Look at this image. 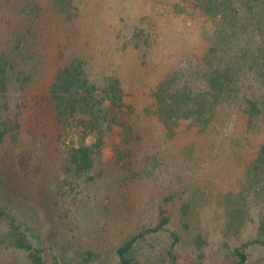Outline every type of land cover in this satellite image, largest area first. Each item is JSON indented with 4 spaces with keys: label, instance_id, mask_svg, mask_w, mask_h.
I'll return each mask as SVG.
<instances>
[{
    "label": "rangeland",
    "instance_id": "374dc122",
    "mask_svg": "<svg viewBox=\"0 0 264 264\" xmlns=\"http://www.w3.org/2000/svg\"><path fill=\"white\" fill-rule=\"evenodd\" d=\"M203 16L175 12V0H0V49L17 60L13 81L0 86V116L12 117L0 143V207L43 264H120L118 249L135 237L132 264H236L238 248L244 264H264V246H245L259 237L263 211L264 177L251 172L264 120L249 130L236 111L215 136L187 121L175 136L155 114L153 93L175 56L190 54L179 67L193 80L183 81L205 84L195 65L209 39ZM73 63L99 89L120 79L124 98L85 173L71 158L83 128L62 126L68 116L51 90ZM10 229L0 218V264H32L9 244Z\"/></svg>",
    "mask_w": 264,
    "mask_h": 264
},
{
    "label": "trees",
    "instance_id": "16d2710c",
    "mask_svg": "<svg viewBox=\"0 0 264 264\" xmlns=\"http://www.w3.org/2000/svg\"><path fill=\"white\" fill-rule=\"evenodd\" d=\"M189 5H192L190 10ZM259 5L263 7L264 0H175V12H186L197 17L199 12L204 15L202 17L204 28L201 33L209 38L204 44L199 41L201 46L197 47L201 49L202 60L196 61L195 65L205 78L202 87L183 81V77L192 79L184 76L185 70L182 71L179 67L182 57H190L186 51L182 56H175L177 57L175 71L167 74L153 93L158 121L168 127L169 131L175 130V136L182 121L189 122L192 128L196 126L200 135L215 136L220 132L219 127H223L231 119V112L236 113V111L244 116L243 119L248 123L247 129L262 130L264 36L258 34ZM135 47L140 50L142 61L146 64L147 55L141 43ZM16 63L15 55L0 49V86L3 89L6 88L8 80H11L10 83L13 81ZM81 68V64L73 63L62 69L51 90L54 91L56 107L60 110L61 117L68 116L60 119L65 123L62 126H70L73 121H77V127L83 128L78 139V147L76 145L72 147L71 158L77 170L85 173L94 167L97 155H100L107 140L108 132L105 131L104 125L110 126V115L114 114V121L118 122L117 114L119 107L124 104V98L120 79L113 77L110 84L99 89L93 84L90 85L87 79L83 80ZM182 82L184 84H181ZM3 102L4 107L8 106L10 101L7 93ZM225 111H227L226 115L222 113ZM7 115L8 113H4L2 116ZM11 121L12 117L2 119L0 116V143L5 142L11 133ZM260 132L262 141L251 172L256 178L264 177V130ZM215 144V141L210 143L211 146ZM262 189L264 190V184ZM261 206L263 211L259 237L246 243L245 246L251 244L264 246V201ZM0 218L8 221L11 227L7 238L10 240L9 244L25 253L32 264H43L41 256L38 255L41 249L33 247L26 232L15 223V217L10 211L0 207ZM162 226L163 223L160 228ZM2 238L1 242L6 240L5 236ZM137 239L138 237H135L127 241L118 249L120 264H132L134 259L132 249ZM236 254L239 258L236 264H244L248 260L242 248H238Z\"/></svg>",
    "mask_w": 264,
    "mask_h": 264
}]
</instances>
